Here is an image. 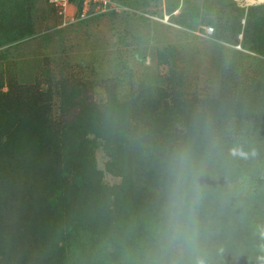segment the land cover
Segmentation results:
<instances>
[{"label":"rangeland","instance_id":"1","mask_svg":"<svg viewBox=\"0 0 264 264\" xmlns=\"http://www.w3.org/2000/svg\"><path fill=\"white\" fill-rule=\"evenodd\" d=\"M113 1L0 0V264H264V7Z\"/></svg>","mask_w":264,"mask_h":264},{"label":"clouds","instance_id":"2","mask_svg":"<svg viewBox=\"0 0 264 264\" xmlns=\"http://www.w3.org/2000/svg\"><path fill=\"white\" fill-rule=\"evenodd\" d=\"M195 201H193V204ZM169 222H168V238L171 248L182 252L185 249L194 248L198 241V228L195 219V210L192 205L185 208V201L177 188L174 198L170 205ZM264 237V231L261 232ZM264 261V258H262ZM168 264H182L179 259H173ZM196 264H208L204 259H199Z\"/></svg>","mask_w":264,"mask_h":264},{"label":"built area","instance_id":"3","mask_svg":"<svg viewBox=\"0 0 264 264\" xmlns=\"http://www.w3.org/2000/svg\"><path fill=\"white\" fill-rule=\"evenodd\" d=\"M64 24L84 20L91 15L120 13L123 8L113 0H48ZM213 29L208 33H212Z\"/></svg>","mask_w":264,"mask_h":264},{"label":"bare ground","instance_id":"4","mask_svg":"<svg viewBox=\"0 0 264 264\" xmlns=\"http://www.w3.org/2000/svg\"><path fill=\"white\" fill-rule=\"evenodd\" d=\"M237 3L243 4V7L251 8L254 6H263L264 7V0H236Z\"/></svg>","mask_w":264,"mask_h":264},{"label":"trees","instance_id":"5","mask_svg":"<svg viewBox=\"0 0 264 264\" xmlns=\"http://www.w3.org/2000/svg\"><path fill=\"white\" fill-rule=\"evenodd\" d=\"M26 252H28V253H27L28 257H30V256H31V254H32V252H31L29 249H28V250H26ZM3 261H5V260H4V258H3Z\"/></svg>","mask_w":264,"mask_h":264}]
</instances>
